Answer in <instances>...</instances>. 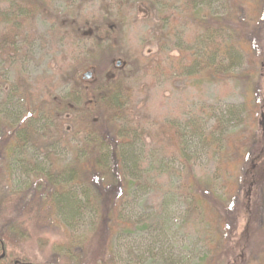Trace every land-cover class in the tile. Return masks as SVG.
I'll return each mask as SVG.
<instances>
[{"label": "rangeland", "instance_id": "374dc122", "mask_svg": "<svg viewBox=\"0 0 264 264\" xmlns=\"http://www.w3.org/2000/svg\"><path fill=\"white\" fill-rule=\"evenodd\" d=\"M11 2L0 0V10L8 12ZM43 4L26 14L17 52H0L2 122L26 126L32 121L36 128L57 136L53 129L47 130L53 112L48 107L71 95L81 81L89 86L124 79L135 118L145 130L137 142L143 177L128 204L116 210L111 224L118 225L110 231L93 210L68 215L54 212L48 217L38 211L33 201L36 172L48 167L46 153L27 146L20 151V161L10 163L14 168L9 171L0 157V199L1 194L11 199L9 204H0V230L7 218L25 219L27 229L25 238L8 239L9 250L54 264H226L224 254L234 248L244 253L234 264H264V182L255 192L251 233L244 237V215L239 217L237 212L245 188L238 184L230 196L225 175L231 168H224L229 143L241 147L251 143L255 134L249 104L252 97L259 98L257 90L264 94V79L259 76L264 56V0L259 15L243 28L240 8L233 0H207L201 6L206 18L214 22L220 18L253 45L246 48L233 71L214 82L208 81L202 69L206 37L189 18L183 0H48ZM22 6L28 11L27 5ZM254 8L252 14L257 11ZM95 38L101 46L92 56ZM118 61L122 64L117 65ZM87 70L94 74L83 80ZM18 86L25 90L23 97L13 90ZM55 116L70 126L69 114ZM9 130L2 137H8ZM69 142L74 145L79 139ZM69 144L55 143L56 158L70 160ZM245 146V150L230 148L231 160L242 163L241 175L247 163L243 156L251 151V146ZM34 154L35 159H29ZM188 167L200 181L214 186L219 201L217 213H207L203 221L191 213L190 200L183 192ZM228 201L235 205L225 216ZM219 217L232 224L236 218L234 238L229 246L220 245V255L212 252L210 230L214 227L208 225ZM75 239L84 241L83 245Z\"/></svg>", "mask_w": 264, "mask_h": 264}, {"label": "trees", "instance_id": "16d2710c", "mask_svg": "<svg viewBox=\"0 0 264 264\" xmlns=\"http://www.w3.org/2000/svg\"><path fill=\"white\" fill-rule=\"evenodd\" d=\"M47 1L12 0L13 3L11 2L8 12L0 10V24L4 25V31L0 33V52H17L18 49L15 45L27 22L26 14L36 12ZM183 1L187 5L189 18L196 23L197 29H201L203 36L206 37L203 46L206 54L203 72L208 81L221 80L234 70L235 65L242 62L245 53L249 50L246 48H251L253 45L247 39L241 38L239 33L229 30L227 24L220 18L216 19V22L210 17L206 18L201 6L207 0ZM233 2L240 8L241 13L238 15L242 22L239 26L243 28L252 22V16L255 18L259 15L263 0H233ZM22 5H27L28 11H24ZM252 8H257L253 14ZM229 19L231 18L229 17ZM95 39L90 53L92 56L97 55L101 46L100 40ZM259 70V76L264 79V56L260 60ZM82 82L77 88L72 89L71 95L62 98L59 103L57 102L58 104L55 103V106H50L47 109L41 108L50 113L56 111L55 115L58 113L63 116L70 115L67 120L70 123L69 127L65 125L64 119H59L53 112L50 115L51 120L47 130L50 129L52 132L53 129V134H57V136L44 129L36 128L32 121L26 123V126H22L8 120L2 122L0 118V157L6 160L5 168L9 171L14 168L10 163H18L20 151L27 146L31 145L46 153L48 167L36 172L39 175L35 182L37 196L33 201L38 211L45 213L48 217L52 216L54 212L68 215L67 213L74 211L79 213L84 209L93 210L99 213L100 220L111 231L118 225L111 224L117 215L116 210H121L128 204L133 197L135 185L142 181L143 175L139 172L142 165L138 164L140 159L137 156V142L142 138L145 130L141 124H138L139 120L135 118L126 92L127 83L124 79L101 80L89 86L88 84L83 85ZM19 88L21 86L13 88V90L23 97L25 90ZM256 95L259 98L254 96L251 98L250 104L247 103L250 106V115L255 120V134L252 135L251 143H243L240 147L232 142L225 148L228 155L224 168H231L230 172L225 175V180L232 192L230 196L235 194L238 184L243 189L245 188L243 201L237 212L239 217L244 215V237H248L251 233L257 207L255 192L264 182V94L262 89L257 90ZM216 127H220V122ZM8 129L11 134L8 137H2V134ZM74 137H78L79 142L74 145L69 144V140ZM208 137L211 139L213 136L209 134ZM57 141L67 146L69 144L72 153L70 160L61 161L60 158H56L53 147ZM245 145L251 146V151L249 150V154L243 156V159H247V163H245L244 173L241 175L238 170L242 163L231 160L230 148L239 147L245 150L247 148ZM217 147H219L218 143ZM177 149L181 154L184 153L182 147L178 146ZM29 159H35V154ZM27 161L32 163L28 158ZM187 169L188 181L183 186V192L190 200L191 213L198 220L203 221L207 213H217L219 201L214 192V186L211 183L200 181L201 179L198 178L192 167ZM1 195L0 204H9L10 197L5 194ZM223 201L227 202L225 199ZM228 204L229 208H225L224 211L225 216L235 205L229 201ZM32 206L33 204L30 205V208ZM43 216L44 214L41 217ZM5 222V226L0 230V264H54L40 262L28 256H20L9 250V238L23 239L26 237V220L7 218ZM232 222L228 223L226 218L220 219L219 217L217 220L212 218L208 223L211 228L214 227V230L213 228L210 230L213 233L210 240L213 244L211 249L214 254H219L221 244L229 246L234 238L236 218L234 219L235 224ZM75 240L80 245L84 243L80 239ZM225 241H227V245ZM243 255L242 250L238 253V249L233 248L229 255L224 254L227 257L226 264H234ZM71 256L70 253L69 257Z\"/></svg>", "mask_w": 264, "mask_h": 264}, {"label": "water", "instance_id": "95a60500", "mask_svg": "<svg viewBox=\"0 0 264 264\" xmlns=\"http://www.w3.org/2000/svg\"><path fill=\"white\" fill-rule=\"evenodd\" d=\"M122 64V62L121 61H118L117 62V65H121ZM93 74H94V72H93V70H87L84 74H83V79H86V78H90V77H92L93 76Z\"/></svg>", "mask_w": 264, "mask_h": 264}]
</instances>
